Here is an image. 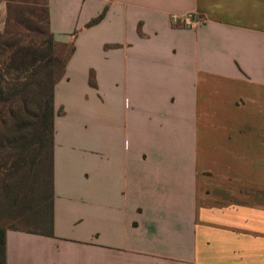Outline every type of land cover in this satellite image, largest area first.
<instances>
[{
  "label": "crops",
  "instance_id": "obj_1",
  "mask_svg": "<svg viewBox=\"0 0 264 264\" xmlns=\"http://www.w3.org/2000/svg\"><path fill=\"white\" fill-rule=\"evenodd\" d=\"M48 5L53 234L8 229L7 264H264V0Z\"/></svg>",
  "mask_w": 264,
  "mask_h": 264
},
{
  "label": "trees",
  "instance_id": "obj_2",
  "mask_svg": "<svg viewBox=\"0 0 264 264\" xmlns=\"http://www.w3.org/2000/svg\"><path fill=\"white\" fill-rule=\"evenodd\" d=\"M5 2L0 31V264H7L8 229L53 234L54 88L75 50L71 40L57 53L48 0Z\"/></svg>",
  "mask_w": 264,
  "mask_h": 264
},
{
  "label": "rangeland",
  "instance_id": "obj_3",
  "mask_svg": "<svg viewBox=\"0 0 264 264\" xmlns=\"http://www.w3.org/2000/svg\"><path fill=\"white\" fill-rule=\"evenodd\" d=\"M6 14H7V11L5 10V8L3 7V6H0V31H2L3 29H4V27H5V18H6ZM72 34H76V31H73V33ZM62 36H60L59 38H58V40L59 41H57L58 42V44H59V47H58V49H57V53H61L62 51H64L63 49L65 48H63V46L62 45H64V43H62L61 41H62ZM70 42V40L68 41L67 40V42H65V43H69ZM63 48V49H62ZM62 77L60 76V75H58L57 76V82H56V84H55V88H54V90H55V92H54V95L56 94V89H57V85L58 84H60V82H61V79ZM63 88V86H62V84H60V89H62ZM60 92V91H59ZM58 98H59V100H61V94H59V96H58ZM55 99H56V96H54V101H55ZM56 105V104H55ZM60 108H55V116L57 115V114H59V112H60ZM8 224H11V223H13L11 220L9 221V222H7Z\"/></svg>",
  "mask_w": 264,
  "mask_h": 264
},
{
  "label": "built area",
  "instance_id": "obj_4",
  "mask_svg": "<svg viewBox=\"0 0 264 264\" xmlns=\"http://www.w3.org/2000/svg\"><path fill=\"white\" fill-rule=\"evenodd\" d=\"M203 20H204V18L202 16L195 15V14H192V13H188V14L183 15V16L174 15L172 17V22L174 24L183 23V25L186 26V27H196Z\"/></svg>",
  "mask_w": 264,
  "mask_h": 264
}]
</instances>
